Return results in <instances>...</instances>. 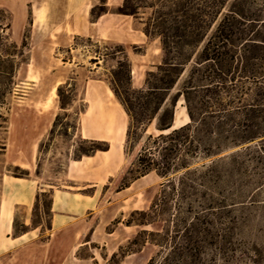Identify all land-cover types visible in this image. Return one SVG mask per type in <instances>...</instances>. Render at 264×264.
Masks as SVG:
<instances>
[{
  "label": "trees",
  "instance_id": "1",
  "mask_svg": "<svg viewBox=\"0 0 264 264\" xmlns=\"http://www.w3.org/2000/svg\"><path fill=\"white\" fill-rule=\"evenodd\" d=\"M105 13L100 9L97 18ZM116 13L137 19L162 52L141 88L131 86L126 56L112 72L111 90L128 117L126 144L143 139L120 190L150 173L163 182L147 209L130 212L125 226L140 230L109 260L149 243L157 251L146 264H213L228 243L218 238L229 225L227 164L251 152L264 176V0H122ZM10 29V15L0 8V100L28 63L25 40L10 42ZM179 101L188 122L172 129ZM153 123L157 133L146 135ZM84 142L90 145L81 151L86 156L109 148L103 141ZM235 163L238 169L244 164ZM46 194L51 216L49 192H38L35 201ZM13 231L22 234L27 227ZM212 249L218 251L208 258Z\"/></svg>",
  "mask_w": 264,
  "mask_h": 264
},
{
  "label": "rangeland",
  "instance_id": "2",
  "mask_svg": "<svg viewBox=\"0 0 264 264\" xmlns=\"http://www.w3.org/2000/svg\"><path fill=\"white\" fill-rule=\"evenodd\" d=\"M121 3L122 0H106V5L103 6L101 0H25L22 10H18L14 7L17 5V0H0V8L9 14L11 19V29L7 32L9 41L20 46L22 40H25L27 47L24 52L28 58L27 64L31 61L32 65L40 68L49 66L44 75L34 79L33 76H29L28 65H20L12 90L6 91L0 100L2 102L0 103V151L3 149L9 118L36 122L40 115L37 108L20 105L21 98L28 91H32L31 96L34 99H41L44 94H47V98H51V94L48 95L49 88L56 81L63 82L57 86V88L61 87L60 92H57V88L55 91L57 106L54 110L53 124L46 137L40 142L39 161L36 169L31 171V178L42 182L44 184L42 187L46 190L50 184L73 186L71 183H64L62 178L66 160L68 158L76 160L86 156L82 155L81 151L90 148V145L84 142L87 140L77 137L79 116L85 108V102L82 100L84 81L98 80L111 90L112 72L117 67L118 61H123L126 56L133 70L131 86L141 88L144 85L146 72L155 71L156 66L161 63L162 52L159 40L147 38L143 33V25L134 17L117 14ZM103 8L106 9L105 14L111 15L110 19L94 26L93 23L96 22L97 15ZM72 22L76 28L81 25L89 29L91 35L76 36L72 33L70 42L58 40L57 45L52 47L50 52L51 57L56 61H48L46 55H42L49 50V34L56 28L62 33L67 28L66 24L72 26ZM114 26L117 40H110L106 34ZM96 30L97 34H95ZM138 35L142 38L145 36L146 40L143 43H135L138 41ZM64 58H70V61L64 63L62 61ZM91 59L99 61L95 64L90 62ZM118 87L122 90V85ZM59 94L63 100V108L60 105ZM114 98L116 99L115 96ZM183 111L185 109L182 101H179L176 113ZM83 118L86 129H90L92 124L90 115L87 114ZM105 123L107 122L104 121ZM156 133L153 123L147 129L146 135ZM142 141L143 139L126 144V136H124L116 152L103 156L108 172L118 170L104 184L79 190L84 197L94 195L95 205L92 204L93 208L90 210L93 214L82 215L79 220L54 236L52 264H146L155 254L157 248L146 243L136 253L118 255L114 262L109 260L114 252H118L119 246H126L127 241L140 230L136 226H125L124 221L130 212L147 209L163 182L154 173H150L120 190L121 185L129 179L126 171L134 162ZM235 160L244 163L241 169L237 168ZM254 166L251 152L235 157L227 164L229 225L226 234L218 238L221 241L226 239L228 243L220 244L225 246L223 250L225 256H216L213 264H253V261L264 263V176L262 166L258 168ZM1 172L16 178H28L29 173L26 168L17 165H7ZM256 185L261 187L257 188ZM49 203L48 194L40 196L37 201L34 200L28 220L29 225L26 226L27 229L39 227L42 241L47 236L51 220V216L47 213ZM24 216V208H17L13 224L17 231L25 226ZM115 219L120 220V223L112 226L111 223ZM106 229L112 232L108 233ZM145 229L152 230L154 227ZM217 251L207 250L208 258ZM118 253L122 254L123 251ZM47 254L41 246H28L17 256L23 264L36 263L37 261L29 262L34 257L43 264Z\"/></svg>",
  "mask_w": 264,
  "mask_h": 264
},
{
  "label": "crops",
  "instance_id": "3",
  "mask_svg": "<svg viewBox=\"0 0 264 264\" xmlns=\"http://www.w3.org/2000/svg\"><path fill=\"white\" fill-rule=\"evenodd\" d=\"M25 0H17L14 6L22 10ZM109 14H103L94 22V26L110 19ZM66 24V29L61 33L59 29H54L49 34L48 51L46 55L48 61L55 60L50 52L56 42H70L71 34L76 36H90L91 32L84 26L75 27L74 22ZM58 27V26H57ZM97 34V30L95 31ZM107 38L117 40L115 26L107 31ZM144 36V35H143ZM61 37H64L62 39ZM138 41L143 43L146 37L137 36ZM32 78L36 79L48 71L49 66L40 68L27 64ZM133 70L131 69V72ZM62 81L53 83L60 85ZM52 85V86H53ZM49 88L48 95L51 92ZM57 88V87H56ZM32 89V88H30ZM32 91H28L21 99L20 105L37 108L38 118L36 122L26 119L15 120L8 119V126L5 132L6 137L0 151V170L6 169L7 165H17L28 170V178H16L0 171V264H23L18 259L21 250L28 246H41L44 252L48 253L43 264H52V246L54 236L60 231L79 220L82 215L93 214L90 211L94 203V195L84 197L79 190L85 187H96L104 184L106 180L112 177L115 172H108L107 166L103 162V156L117 151L118 144L126 136L127 116L120 103L114 98L112 91L101 81L87 79L82 87V100L85 102V108L79 116L78 138L83 140L104 141L109 144L107 151H97L89 156H82L79 159L66 160L62 178L64 183H71L73 186H62L50 184L48 189H44V184L31 178V171L36 169L39 161V145L46 137L54 121V110L57 101L53 97L49 107H45L47 94L41 99H34L31 96ZM42 108V110H41ZM89 114L91 117V128L86 129L84 116ZM176 111L174 114V118ZM104 121L107 123L104 124ZM174 123V119H173ZM72 148V145L70 146ZM57 150V149H55ZM69 150V149H67ZM72 164H75L72 166ZM89 183V184H87ZM38 192H49L51 196L50 229H47L45 240H41L39 227L28 228L25 233L14 234V213L17 208L23 207L25 211L24 225H29V217L34 205V200ZM89 211V212H88ZM81 230L79 231V233ZM40 264V260L34 257L29 262Z\"/></svg>",
  "mask_w": 264,
  "mask_h": 264
},
{
  "label": "bare ground",
  "instance_id": "4",
  "mask_svg": "<svg viewBox=\"0 0 264 264\" xmlns=\"http://www.w3.org/2000/svg\"><path fill=\"white\" fill-rule=\"evenodd\" d=\"M56 87H57V84H54L53 86H52V88H51V92H50V94H51V98L50 99H48V100H46V103H45V106L46 107H48L50 104H51V101H52V99H53V97H55V91H56ZM181 115H182V117H181ZM188 122V116L186 115V112L185 111H183V112H178V113H176V115H175V118H174V123H173V129L174 128H177V127H179V126H181V125H184L185 123H187Z\"/></svg>",
  "mask_w": 264,
  "mask_h": 264
},
{
  "label": "water",
  "instance_id": "5",
  "mask_svg": "<svg viewBox=\"0 0 264 264\" xmlns=\"http://www.w3.org/2000/svg\"><path fill=\"white\" fill-rule=\"evenodd\" d=\"M173 129V128H172Z\"/></svg>",
  "mask_w": 264,
  "mask_h": 264
}]
</instances>
